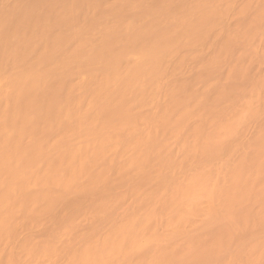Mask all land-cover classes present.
Listing matches in <instances>:
<instances>
[{"label": "bare ground", "instance_id": "1", "mask_svg": "<svg viewBox=\"0 0 264 264\" xmlns=\"http://www.w3.org/2000/svg\"><path fill=\"white\" fill-rule=\"evenodd\" d=\"M261 116L264 0H0V264H264Z\"/></svg>", "mask_w": 264, "mask_h": 264}, {"label": "rangeland", "instance_id": "2", "mask_svg": "<svg viewBox=\"0 0 264 264\" xmlns=\"http://www.w3.org/2000/svg\"><path fill=\"white\" fill-rule=\"evenodd\" d=\"M187 71V72H186ZM185 71V74L188 75L190 74L188 72V70ZM264 119V116H261V117H257L254 121H252L251 123H249L247 126H245V128L243 129L242 131V134H243V137L244 138H248L249 136H251V134L254 132L255 128L259 126V124L262 122V120ZM232 145L234 147L233 150H231L230 152V156H235V154L242 149L243 145L242 144H239L237 143L235 140L232 142ZM217 161H221V160H217ZM198 165V161L197 160H193V161H190L188 163H185L182 167L178 168L177 169V175L179 177H182L183 174L188 171V170H191L193 168H195L196 166ZM147 170L149 171V181L147 183H145L143 185V188L144 190H148L151 188H154V186H156L158 184V181H161L160 178L157 177V173L160 172V171H168V166L167 165H163V164H160L159 162H154L152 163L151 165V161L149 163V166L147 168ZM151 174H153V176L151 177ZM146 176H148V173L146 171ZM151 179V180H150ZM128 183L129 182V179H126L125 181L123 182H120L118 185H117V188L118 190L120 191H123L125 189H127L128 187ZM116 188H110V187H107L106 188V193L108 194H113V191L115 190ZM96 196H92V195H89L87 196V198L85 199L84 196H82L79 200H77V202L75 204H73L72 206V210H73V213H77L78 211H80L83 207H84V204L85 202L88 203L90 200H92L93 198H95ZM141 197V195H140ZM69 202V201H68ZM65 208L64 205H61L59 206V213L61 212V210ZM124 210L125 212V208L121 209L120 210V213H122ZM120 215V214H119ZM46 227L47 228H52L54 226V223L51 221V220H46ZM41 230H43L38 223H36L33 227V229L31 230H28L25 226H23L21 229H20V232H19V237L20 238H23L25 235L27 234H33L35 236H38L40 235L41 233ZM96 230H98V228H96ZM175 242V241H174ZM9 244L2 248L0 250V254H1V257H5L6 254H7V251L9 249Z\"/></svg>", "mask_w": 264, "mask_h": 264}]
</instances>
